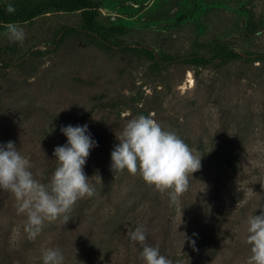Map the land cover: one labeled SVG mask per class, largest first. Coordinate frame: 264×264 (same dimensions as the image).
I'll use <instances>...</instances> for the list:
<instances>
[{"label":"rangeland","instance_id":"1","mask_svg":"<svg viewBox=\"0 0 264 264\" xmlns=\"http://www.w3.org/2000/svg\"><path fill=\"white\" fill-rule=\"evenodd\" d=\"M54 1L0 0V10ZM88 1L13 23L19 43L0 19V143L12 141L48 183L61 125L87 124L97 142L84 165L94 195L33 240L0 190V264H41L49 247L65 264H144L128 239L137 226L172 264H244V221L264 206V0ZM140 114L202 155L179 207L139 173L110 169L115 135Z\"/></svg>","mask_w":264,"mask_h":264},{"label":"clouds","instance_id":"2","mask_svg":"<svg viewBox=\"0 0 264 264\" xmlns=\"http://www.w3.org/2000/svg\"><path fill=\"white\" fill-rule=\"evenodd\" d=\"M14 10L9 5L8 11ZM6 34L13 42H23L25 38L23 27L17 24L8 25ZM53 130L50 128L49 132ZM59 131L66 141L53 149L56 167L48 183L34 177L30 158L12 141L0 143V190L14 197L17 214L26 215L23 231L30 240L41 233L45 221H68L67 214L75 202L95 192L90 177L84 172L90 150L97 146L88 125H61ZM115 138L118 143L110 151L112 172L139 173L146 184L161 192L168 190L170 203L179 207V196L188 189L189 175L201 167L199 151L189 147L174 130H165L151 114L129 119ZM94 175L100 181L99 175ZM257 208L259 214L253 215ZM257 208L244 221V242L249 245L244 264H264V206ZM128 239L140 246L139 255L144 264H172L158 246L147 243L144 226L128 233ZM189 244L194 246L195 241L189 240ZM40 261L41 264H65L62 251L52 247L43 249Z\"/></svg>","mask_w":264,"mask_h":264},{"label":"trees","instance_id":"3","mask_svg":"<svg viewBox=\"0 0 264 264\" xmlns=\"http://www.w3.org/2000/svg\"><path fill=\"white\" fill-rule=\"evenodd\" d=\"M85 7L92 8V5L88 0H56L52 2L51 5L49 2L45 5H42L41 7L30 9L26 13L16 12V13L8 14L4 10H0V19L5 24H13L19 21L28 20L37 17L38 15L50 10V8H59V9L66 8L68 11H73ZM219 56H221L224 59H231L235 57L234 54L224 50L220 52Z\"/></svg>","mask_w":264,"mask_h":264},{"label":"bare ground","instance_id":"4","mask_svg":"<svg viewBox=\"0 0 264 264\" xmlns=\"http://www.w3.org/2000/svg\"><path fill=\"white\" fill-rule=\"evenodd\" d=\"M187 82L190 83V84L192 85V84H193V82H192V78L189 77V80H188Z\"/></svg>","mask_w":264,"mask_h":264}]
</instances>
